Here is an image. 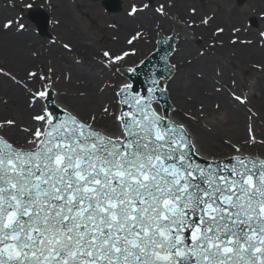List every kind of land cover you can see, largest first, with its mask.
<instances>
[{
    "label": "snow or ice",
    "instance_id": "obj_1",
    "mask_svg": "<svg viewBox=\"0 0 264 264\" xmlns=\"http://www.w3.org/2000/svg\"><path fill=\"white\" fill-rule=\"evenodd\" d=\"M14 25L25 27L2 28ZM129 55L103 52L109 64ZM23 87L40 110L20 129L23 143L3 134L15 120L0 121V264H264V157L232 145V156L202 158L161 107L163 75L143 91L120 85L116 110L101 109L112 130L55 108L51 87Z\"/></svg>",
    "mask_w": 264,
    "mask_h": 264
},
{
    "label": "rangeland",
    "instance_id": "obj_2",
    "mask_svg": "<svg viewBox=\"0 0 264 264\" xmlns=\"http://www.w3.org/2000/svg\"><path fill=\"white\" fill-rule=\"evenodd\" d=\"M25 4L42 7L50 15L51 38L37 31L26 15L29 8H24ZM133 5L142 10L129 15ZM161 5L188 31V36L177 33L179 46L171 61L175 68L165 81L176 96L175 107L182 104L184 119L197 122L200 130L213 133L223 143L205 147L206 153L213 158L233 155L232 145H236L245 153L264 155V97L260 99L264 94V0H246L243 4L238 0H121V9L116 12L107 11L102 0H0V30L10 19L25 26L21 31L15 25L9 29L24 35L21 47L0 50V92L10 95L11 102L15 99L10 92L13 85L24 90L23 85L32 90L55 86L63 94L62 101L83 119L94 114L101 126L114 129L111 119L101 118V109L108 106L116 110L114 85L124 77L115 66H130L153 47L155 31L157 35L170 34L168 18L156 12ZM251 17L257 19V26L250 24ZM124 18H136L138 22L133 29L123 30L127 24ZM205 19L209 23L204 24ZM136 33L141 38L128 44ZM105 51L110 56L122 52L130 55L109 64L103 56ZM91 66L94 80L87 81ZM30 71L49 79L38 84L29 81ZM203 78L207 83L199 85L197 79ZM201 94L215 98L205 101ZM235 96L244 102H238ZM29 99L27 92L28 103ZM39 110L37 104L26 115L19 117L16 111L12 118L22 123L25 116L31 118ZM249 129L255 137L254 145L246 143ZM200 130L195 128L198 136Z\"/></svg>",
    "mask_w": 264,
    "mask_h": 264
},
{
    "label": "water",
    "instance_id": "obj_3",
    "mask_svg": "<svg viewBox=\"0 0 264 264\" xmlns=\"http://www.w3.org/2000/svg\"><path fill=\"white\" fill-rule=\"evenodd\" d=\"M245 1L246 0H238V4H243ZM102 4L107 9V11L110 12H116L121 9V0H102ZM162 16L167 17L169 20L170 34L157 35L158 30L155 31L154 39H153V47H151L148 51H146L130 66H115V71L122 73L124 77V81L114 85L115 101L117 99L116 92L118 91L120 85L122 84H131L137 90L143 91L146 87L149 86L150 81L153 79L154 76L163 75L166 81L169 79V77L173 75L174 69L170 68L169 65H173L170 59L177 44V33L179 32L183 35L188 36L187 35L188 31L185 30V26L181 23V20H173V14H167ZM27 17L31 20V22H33L36 25L38 32L41 35H46L49 38L52 37V34L49 32L50 15L44 10V8L42 7L30 8L27 12ZM250 21L252 25L254 26L258 25V21L255 17H251ZM172 30H174V34H172ZM170 37L171 39H169ZM132 68L135 69V72L131 71ZM51 100L52 103L55 105V108L62 109V106L53 102V97H51ZM161 107L166 108L169 114L171 102L168 95L161 98ZM200 156L204 159H212V158H206L202 155ZM229 156H224V157H229ZM259 156L264 157V155H259ZM224 157H220V158H224Z\"/></svg>",
    "mask_w": 264,
    "mask_h": 264
},
{
    "label": "bare ground",
    "instance_id": "obj_4",
    "mask_svg": "<svg viewBox=\"0 0 264 264\" xmlns=\"http://www.w3.org/2000/svg\"><path fill=\"white\" fill-rule=\"evenodd\" d=\"M124 19L127 21V24L123 28V30L133 29L134 26H136V24L138 22V19H136V18L135 19L124 18ZM23 37H24V35L22 33L16 32L15 30L1 29L0 30V50H3V49L10 47V46L21 47L23 44ZM178 46H179V43L177 42V44L175 46V50L178 49ZM62 59L64 60L63 57H62ZM170 61H172V57H171ZM90 64H93V63H90ZM73 68H75L76 71L78 69L76 66H73ZM94 70H95L94 66L89 67V72L85 76L87 81L88 80H94V78H93V71ZM79 74H81L80 71H79ZM197 80L199 82L198 83L199 85L202 83H207V81L204 78L203 79H197ZM122 81H124V79L118 80L117 84L122 82ZM38 83L39 82H37V84ZM46 87H51V89H52L53 102L62 106V109L67 108V109H70L71 111H73L74 113H76L69 105H67L64 101H62L63 100V97H62L63 94H61V92H59V90H57L55 86L47 85ZM43 88H45V87H43ZM167 89H168L167 95L173 104V106L171 105V107H170L169 115H171L174 119L183 122L187 126L191 140L196 145V148L199 150L200 155H202L206 158H213L209 154L206 153L205 147H209V146L210 147H219V146H223V143L218 142L215 138V135H213V133L211 134L209 132L207 133L206 131L200 130L201 128L198 126L199 124L197 122H194V121L188 120V119L187 120L184 119V116H185V110L183 111L184 106L182 104H179V105H177V107H175L173 97H176V96L172 95L173 93H172V89L170 87L167 86ZM10 92L15 97V99H13V101H11V102L8 101L10 95L7 94V97H6L3 95L5 93L3 90H1V92H0V94H2V95H0V121H4V120H8V119L15 120L16 121V127H6L2 131H3V134L6 135L9 139H14V140L18 141L19 143H23L24 133L22 131H20V129L25 128V127H32L34 124L32 123L31 118H28L27 116H25L24 122L21 123V122H19L20 120H18L16 118L13 119L12 115H14L15 113L18 112L17 114H19V117H20V116L26 115L29 112L30 107H29V103L27 102V92L23 88L19 89L15 85L12 86V88L10 89ZM262 97H264V94L260 97V99ZM201 98L205 101H208V100H211L212 98H215V97L201 94ZM85 103H86V100H85ZM85 105L87 106V104H85ZM187 121H189V122H187ZM22 124L24 127L22 126ZM196 127L199 128V130L201 131L200 136H198V134L195 131Z\"/></svg>",
    "mask_w": 264,
    "mask_h": 264
}]
</instances>
